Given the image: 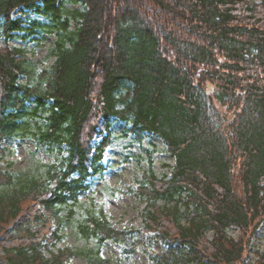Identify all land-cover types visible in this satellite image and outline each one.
Returning a JSON list of instances; mask_svg holds the SVG:
<instances>
[{"label": "trees", "instance_id": "trees-1", "mask_svg": "<svg viewBox=\"0 0 264 264\" xmlns=\"http://www.w3.org/2000/svg\"><path fill=\"white\" fill-rule=\"evenodd\" d=\"M66 1L0 0L5 39L58 34L42 70L0 46V143L31 138L55 154L18 178L0 165L8 263L103 264L106 241L128 257L149 239L163 245L153 264H264V254L245 257L264 224V0H72L81 10ZM16 11L48 22L25 27ZM116 121L157 137L174 159L169 175L138 185L145 239L80 200L105 170ZM66 226L84 247L51 250Z\"/></svg>", "mask_w": 264, "mask_h": 264}, {"label": "rangeland", "instance_id": "rangeland-1", "mask_svg": "<svg viewBox=\"0 0 264 264\" xmlns=\"http://www.w3.org/2000/svg\"><path fill=\"white\" fill-rule=\"evenodd\" d=\"M65 8L70 10H81L83 5L72 0L64 3ZM14 19H21L23 26L28 27L30 21L47 23L46 19L34 12L16 11ZM75 22L70 23V28ZM36 30V29H35ZM16 33L17 37L5 39L0 29V46L7 45L11 48L25 50L29 60L34 63L38 70L48 68L54 61L52 50L58 38L57 33ZM26 38L21 39L19 36ZM25 78H22V82ZM113 141L111 147L105 152V171L96 176L90 190L81 197L83 207L92 206L95 210L102 208L110 224L117 230L134 229L138 239H145L150 234L143 231L145 201L138 195V185L145 174L153 172L158 177L169 175V168L173 166L174 159L166 151L162 141L155 136L137 138L128 132L123 123H113ZM53 154L46 146L38 145L31 138L12 139L10 142L0 143V165L6 172L22 177L36 172L37 165H45L53 162ZM162 202H160V205ZM228 236L236 240L239 237L238 230L230 228ZM212 233H207L211 238ZM147 245H140L136 251L128 256H123V247L119 243L106 241L102 247L103 264H153L154 253L161 252L163 245L157 241L145 239ZM91 241L89 247H92ZM84 247V243L75 237L70 226L63 230L62 239L56 243L51 250L70 248L78 250ZM256 253L264 254V224L256 231L250 240L249 248L245 253L246 259H257ZM44 255L49 257L45 251ZM0 264H9L4 252L0 249ZM68 264H86L81 256H74Z\"/></svg>", "mask_w": 264, "mask_h": 264}]
</instances>
